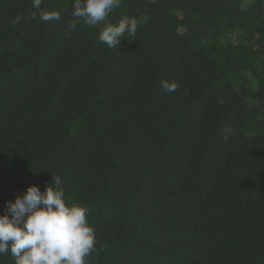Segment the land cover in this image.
<instances>
[{"label":"trees","instance_id":"obj_1","mask_svg":"<svg viewBox=\"0 0 264 264\" xmlns=\"http://www.w3.org/2000/svg\"><path fill=\"white\" fill-rule=\"evenodd\" d=\"M41 9L60 19L0 0V213L59 176L87 264H264V0H121L75 29L72 0Z\"/></svg>","mask_w":264,"mask_h":264},{"label":"clouds","instance_id":"obj_2","mask_svg":"<svg viewBox=\"0 0 264 264\" xmlns=\"http://www.w3.org/2000/svg\"><path fill=\"white\" fill-rule=\"evenodd\" d=\"M42 0H33V7L43 21L59 20L56 11L41 9ZM121 5V0H72L73 22L97 26ZM17 16L15 23L20 22ZM138 20L125 17L113 24L107 22L98 39L109 48H116L127 34L135 37ZM165 92H175L179 84L162 80ZM220 103H223L221 100ZM59 176L51 177L43 191L35 185L27 186L22 195L6 202L0 213V255L11 253L15 264H87L86 258L95 251L96 234L87 216L88 210L78 203L66 204Z\"/></svg>","mask_w":264,"mask_h":264}]
</instances>
